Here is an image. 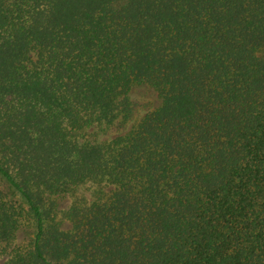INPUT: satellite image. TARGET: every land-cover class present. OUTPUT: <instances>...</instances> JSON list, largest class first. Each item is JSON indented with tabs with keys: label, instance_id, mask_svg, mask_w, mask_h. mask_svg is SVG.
I'll use <instances>...</instances> for the list:
<instances>
[{
	"label": "trees",
	"instance_id": "16d2710c",
	"mask_svg": "<svg viewBox=\"0 0 264 264\" xmlns=\"http://www.w3.org/2000/svg\"><path fill=\"white\" fill-rule=\"evenodd\" d=\"M0 181L7 264H264V0H0Z\"/></svg>",
	"mask_w": 264,
	"mask_h": 264
},
{
	"label": "rangeland",
	"instance_id": "374dc122",
	"mask_svg": "<svg viewBox=\"0 0 264 264\" xmlns=\"http://www.w3.org/2000/svg\"><path fill=\"white\" fill-rule=\"evenodd\" d=\"M130 96L136 99L137 101H139L143 108L141 109V112L136 116V118L128 123L126 127L127 129L131 128L133 124L137 123V121L147 112L148 109L155 108L161 104V98L159 97L157 91L154 89L153 86H151L148 83H141L132 87L130 91ZM92 129H99V127H93L91 128V130ZM108 132L110 131L109 130L106 131V133ZM112 134H116V133H112ZM0 188L6 189V184L2 181H0ZM57 201H58L59 218H62L63 211L66 210L72 204L73 198L69 195H60L57 197ZM24 224L25 223L22 224V227L18 232L19 242L23 241L25 233L26 235L28 234ZM62 225L64 228L70 227V223L66 220L62 221ZM0 264H7L6 255L5 256L0 255Z\"/></svg>",
	"mask_w": 264,
	"mask_h": 264
}]
</instances>
